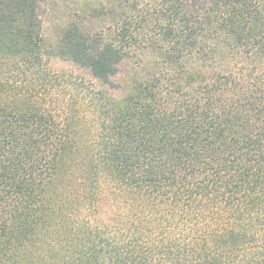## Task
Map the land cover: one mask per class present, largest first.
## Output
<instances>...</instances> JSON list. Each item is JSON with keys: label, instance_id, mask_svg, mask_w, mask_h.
Here are the masks:
<instances>
[{"label": "trees", "instance_id": "trees-1", "mask_svg": "<svg viewBox=\"0 0 264 264\" xmlns=\"http://www.w3.org/2000/svg\"><path fill=\"white\" fill-rule=\"evenodd\" d=\"M42 2L0 0V264H264V0L71 23L88 82L49 67Z\"/></svg>", "mask_w": 264, "mask_h": 264}, {"label": "rangeland", "instance_id": "rangeland-1", "mask_svg": "<svg viewBox=\"0 0 264 264\" xmlns=\"http://www.w3.org/2000/svg\"><path fill=\"white\" fill-rule=\"evenodd\" d=\"M126 1L128 0H43L40 15L45 56L49 67L54 71L72 72L76 77L89 79L87 70L57 54L59 39L71 23L86 30H98L111 24L119 12L120 5ZM152 60L153 55L146 52L139 57H128L121 63L117 76L120 88L115 91L118 98L131 90L134 78L141 77Z\"/></svg>", "mask_w": 264, "mask_h": 264}]
</instances>
